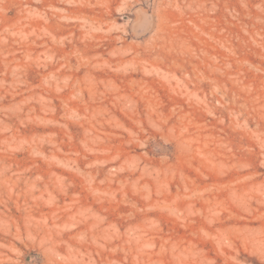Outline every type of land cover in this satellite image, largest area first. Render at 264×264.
<instances>
[{
  "label": "rangeland",
  "instance_id": "1",
  "mask_svg": "<svg viewBox=\"0 0 264 264\" xmlns=\"http://www.w3.org/2000/svg\"><path fill=\"white\" fill-rule=\"evenodd\" d=\"M0 264H264V0H0Z\"/></svg>",
  "mask_w": 264,
  "mask_h": 264
}]
</instances>
